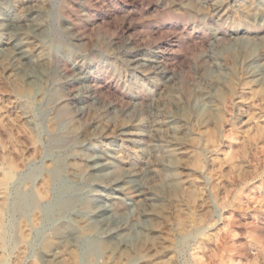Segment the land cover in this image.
Wrapping results in <instances>:
<instances>
[{"label":"rangeland","instance_id":"1","mask_svg":"<svg viewBox=\"0 0 264 264\" xmlns=\"http://www.w3.org/2000/svg\"><path fill=\"white\" fill-rule=\"evenodd\" d=\"M261 81L264 0H0V264H264Z\"/></svg>","mask_w":264,"mask_h":264},{"label":"bare ground","instance_id":"2","mask_svg":"<svg viewBox=\"0 0 264 264\" xmlns=\"http://www.w3.org/2000/svg\"><path fill=\"white\" fill-rule=\"evenodd\" d=\"M251 1V0H250ZM236 2V1H235ZM208 3V2H207ZM233 3V2H232ZM35 4V3H34ZM39 4V3H38ZM37 5V4H36ZM36 5H35V7H36ZM205 6V5H204ZM230 6V5H229ZM234 6V5H233ZM38 8V7H37ZM40 8V7H39ZM43 8V7H42ZM248 8V7H247ZM218 9V8H217ZM31 11H32V9H30ZM248 10V9H247ZM29 11V10H28ZM40 11V10H39ZM249 12V11H248ZM214 13V12H213ZM34 15V14H33ZM42 15V14H41ZM38 17V16H37ZM37 20V19H36ZM41 20V19H40ZM41 22V21H40ZM29 23V22H28ZM24 24V23H23ZM240 28V27H239ZM39 29V28H38ZM33 32V31H32ZM256 33V32H255ZM29 34V33H28ZM228 34V33H227ZM254 34V33H253ZM257 34V33H256ZM259 34V33H258ZM231 36V35H230ZM29 37H30V35H29ZM79 38V37H78ZM30 40H31V38H30ZM10 41V40H9ZM12 41V40H11ZM13 43V42H12ZM15 47V46H14ZM17 47V46H16ZM162 48V47H161ZM164 48V47H163ZM171 48V47H170ZM168 49V48H167ZM158 50V49H157ZM15 52V51H14ZM162 52V51H161ZM21 53V52H20ZM25 57V56H24ZM166 57V56H165ZM137 60V59H136ZM166 61V60H165ZM163 63V62H162ZM167 63V62H166ZM88 67H90V66H88ZM162 67V66H161ZM45 71V70H44ZM80 72V71H79ZM45 73V72H44ZM81 73V72H80ZM41 76H42V74H41ZM47 79V78H46ZM98 79V78H97ZM47 81V80H46ZM240 83V82H239ZM258 85H260L259 87H261L260 88V91H261V93L262 92H264V81H261V82H259L258 83ZM91 88V87H90ZM250 88V87H249ZM93 91V90H92ZM234 92V91H233ZM236 92V91H235ZM238 92V91H237ZM86 93V92H85ZM88 93H89V91H88ZM205 94V93H204ZM264 94V93H263ZM263 94H261V95H263ZM254 96V95H253ZM206 97V96H205ZM235 97H237V96H235ZM86 98V97H85ZM91 98V97H90ZM73 99V98H72ZM203 99V98H202ZM219 100V99H218ZM88 101V100H87ZM205 101H206V99H205ZM212 111V110H211ZM213 112V111H212ZM134 125V124H133ZM137 126V125H136ZM128 127V126H127ZM120 130V129H119ZM136 131V130H135ZM152 131V130H151ZM131 135V134H130ZM135 135V134H134ZM116 136V135H115ZM118 138V137H117ZM147 139V138H146ZM252 139H254V138H252ZM122 140H124V139H122ZM149 140V139H148ZM147 140V141H148ZM147 144V143H146ZM173 145V144H172ZM132 148V147H131ZM133 151H135V150H133ZM261 166V165H260ZM232 167V166H231ZM230 176V175H229ZM243 177V176H242ZM235 178V177H234ZM251 178H252V176H251ZM254 178H256V177H254ZM242 181V180H241ZM239 182V181H238ZM241 183V182H240ZM246 183H247V181H246ZM114 186V185H113ZM236 187V186H235ZM239 187V186H238ZM112 189V188H111ZM142 195H143V193H142ZM231 198V197H230ZM230 205V204H229ZM62 206V205H61ZM234 210V209H233ZM256 212V211H255ZM233 214V213H232ZM232 214H231V216H232ZM234 215V214H233ZM59 219V218H58ZM194 222V221H193ZM228 222H230L229 220H228ZM228 229V228H227ZM155 236V235H154ZM217 237V236H216ZM228 237V236H227ZM55 238V237H54ZM52 239H53V237H52ZM51 240V239H50ZM54 241V240H53ZM108 241H109V239H108ZM223 248H224V246H223ZM121 250V249H120ZM206 251V250H205ZM196 253V252H195ZM196 255H198V254H196ZM208 256V255H207ZM196 261V260H195ZM200 261V262H199ZM198 262L199 263H201V264H204V261H203V259H202V257H199V259H198ZM197 262V263H198ZM40 263V262H39ZM194 263V262H193ZM36 264V263H35Z\"/></svg>","mask_w":264,"mask_h":264}]
</instances>
